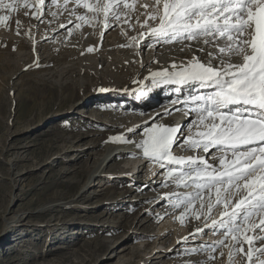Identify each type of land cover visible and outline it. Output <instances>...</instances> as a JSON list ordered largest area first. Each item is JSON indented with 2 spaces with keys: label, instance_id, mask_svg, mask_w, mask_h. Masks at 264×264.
Wrapping results in <instances>:
<instances>
[{
  "label": "rangeland",
  "instance_id": "374dc122",
  "mask_svg": "<svg viewBox=\"0 0 264 264\" xmlns=\"http://www.w3.org/2000/svg\"><path fill=\"white\" fill-rule=\"evenodd\" d=\"M28 2L34 6L27 10L21 7L7 13L0 9V16H10L0 22V264H129L131 260L145 264L151 257L154 264H228L227 248L216 253L210 249L191 252L221 236L219 230L209 232L213 228H207L206 222L201 224L204 215L198 221L193 218V208L201 211L199 201L187 212L183 205L174 207L183 199L177 194L193 189L177 186L167 172L175 167L179 173L186 166L165 163L161 167L146 157H114L105 162L104 175L89 177L106 156L108 145L116 143L111 138L125 128H134L128 141L147 138L145 132L158 126L163 117L165 96L185 95L194 108L191 97L213 89L198 83H157L151 75L156 66L141 72L136 66L133 70L125 66L122 74L126 78L117 82L114 63L121 59L123 63L124 57L105 60L114 49L105 48L107 37L112 34L109 41H122V36L138 29L137 24L123 23L127 18L122 16L120 23L104 26L98 38L102 20L77 6L94 0H68L67 7L65 0L55 4L44 0L41 8L39 0ZM125 2L137 3L143 10L140 5L153 0ZM63 10L66 18L58 16ZM79 15L92 18V24H83ZM86 30L92 40L103 43L94 52L82 47ZM151 45L152 40L137 55L138 60ZM71 65L74 76L70 72L68 76L73 77L63 79L60 73ZM77 70L82 73L76 74ZM109 72L112 76L105 80ZM159 92L162 97L155 99ZM126 109L144 113L130 118L120 115ZM117 115L120 124V119L112 120ZM182 129L188 132L189 127L186 124ZM195 129L201 131L198 125ZM172 153L209 159L220 155V149L205 153L174 144ZM139 166L142 170L138 172ZM44 207H50L49 211H41ZM220 211V207L212 210L210 224L220 219ZM15 216L21 217L17 228L7 231ZM194 223L203 231H193ZM213 255L216 259H209Z\"/></svg>",
  "mask_w": 264,
  "mask_h": 264
},
{
  "label": "snow or ice",
  "instance_id": "6c2138e0",
  "mask_svg": "<svg viewBox=\"0 0 264 264\" xmlns=\"http://www.w3.org/2000/svg\"><path fill=\"white\" fill-rule=\"evenodd\" d=\"M39 3L43 5L44 0ZM67 3L65 0V7ZM33 6L28 0L7 3L0 0V9L7 13ZM77 6L87 9L92 18H100L108 27L112 21L120 23L122 16L134 12L137 17L140 15L135 5L125 0H94L93 4ZM140 7L145 9L147 17L143 25L150 20L158 21V26L151 27V36L170 37L173 41L200 40L213 49H200L205 52L206 63L194 58L181 71L152 73V80L157 83H198L201 88L213 91L191 97L195 104L192 111L197 114V125L203 131L196 132L195 138L189 136L179 142V128L151 127L145 132L147 139L139 144L143 156L161 167L165 163L186 166L179 173L175 167L167 172L168 179L177 186L193 189L190 193L177 194L183 199L174 207L183 205L187 212L199 201L201 211L193 208L194 219L221 208L220 219L211 222L213 234L219 230L221 239L193 248L192 253L206 249L216 253L227 248L228 264H237V258L239 264H264V0H153ZM32 15L40 19L36 13ZM92 18L77 17L83 24H92ZM9 19V15L0 16V22ZM76 27L79 29L81 25ZM87 51L92 52L93 48L88 47ZM111 139L127 142L123 136ZM174 144L205 153L219 148L220 155H213L212 159L220 167H213L202 157H176L172 153ZM202 231L198 229L197 234ZM219 255L225 253L219 251Z\"/></svg>",
  "mask_w": 264,
  "mask_h": 264
},
{
  "label": "bare ground",
  "instance_id": "6f19581e",
  "mask_svg": "<svg viewBox=\"0 0 264 264\" xmlns=\"http://www.w3.org/2000/svg\"><path fill=\"white\" fill-rule=\"evenodd\" d=\"M129 4H133L135 5V7L139 10L140 15L137 17L136 13L134 12V14H132L131 16L125 17L126 20H124L123 23L125 24H137L138 25V29L136 31H132L131 33H129L128 36H122V38H120L122 41H109V38L112 37L111 35H109L107 37V42H106V46L105 48H114L113 51L107 52V57L105 58V60H119L116 59L115 57L118 58H122L124 57L123 63L122 59L119 60L118 62L114 63V67L116 69V72L118 73L116 77V81L120 82L123 81L124 78H126V76H124L122 74V70L123 68L129 67L131 68V70L135 69V66L138 67L139 71H143L144 69L149 70L151 67H158V69L154 72L157 71H162V70H168V71H181L184 68H186L187 66H189L190 62L196 58V59H200L202 62H207L206 61V55L205 52L200 51L201 48H204L206 51H213V49L208 46V45H204L202 43V41L200 40H193V41H188V40H184L182 42H178L177 44H172L170 45L169 43L165 42V41H173L167 37L161 39V38H157V37H153L150 35L151 32V27H155L158 26V21H149L147 25H143V21L146 19V15H145V9H139V6L137 5V3L134 2H130ZM151 4V3H150ZM39 7L41 8V4L39 5ZM72 10V7L68 9ZM65 10L61 11L58 13V16L62 17V18H66V15L64 13ZM148 11H151V9L149 8ZM42 13V12H41ZM142 22V23H141ZM112 23V22H111ZM101 27L99 28L98 32V38L101 37L102 35V30L103 27L105 26V28H108V26H106L102 21H101ZM88 32V30H86V33ZM88 33L84 36V38L81 40L82 43V47L85 50V52L87 51L88 47H92L93 48V52L97 50V48L100 45V42L98 40H92L91 36H87ZM133 38H135V40L133 41ZM152 40L153 45H151V48L146 51L145 55L141 57L140 60H138L137 55L139 53H141L142 51H144L143 49L146 47L148 41ZM103 46V43L100 45V47ZM111 46V47H108ZM119 49V51H117L116 49ZM106 53V52H104ZM110 54L113 55L109 56ZM174 65H176L177 67H173ZM141 66H143V68H141ZM174 69H173V68ZM74 66H69L67 68H65L61 73L60 76L64 78H70L74 76ZM72 72L73 76H68L69 73ZM87 70H84V73H87ZM152 72V73H154ZM78 73H82V71L77 70L76 74ZM151 73V75H152ZM112 76V73L109 72L108 75H105L104 79L107 80ZM73 79V78H72ZM70 81V80H69ZM171 97L168 96H163V100L164 103H162L161 106V112H163V117L159 118L157 125H163L166 127H177L179 128L181 125L180 132L177 133V136L179 137V140L184 137L186 135V133H189V136H192L193 138H195V133H196V129H195V125H197V114L192 111L193 106L188 104L189 100L187 99L188 97L185 95H178L177 94H172L170 95ZM161 96V93H157V95L155 94L154 98L155 99H159ZM144 108V107H143ZM120 110V109H119ZM118 110V111H119ZM90 111V110H89ZM106 111V110H105ZM103 111H99L97 112V114H103ZM141 113L144 112H140V111H132V110H123L122 113H120V115H126L127 117L130 118V116H136L139 115ZM179 113H183V115L185 116V119L183 118V120L180 119H176L175 116ZM91 114V113H90ZM95 118L96 115H94ZM93 116V117H94ZM118 115L116 117H113L112 120L114 119H120L117 118ZM152 117V115H151ZM176 120H178L180 123L177 124ZM122 121V119L118 120L117 124H120L119 122ZM133 124H136V121H133ZM132 124V125H133ZM188 125L189 130L188 132H185L184 129H182L184 127V125ZM134 128L132 127H127L125 128L119 135H116L117 137L123 136L125 138V141H119L116 143H111L108 145V149H107V153L106 156L104 157V159L102 160V162H98L97 167L90 172V180H92V178L94 176H100V175H104L103 171H105V162L108 159H114V157H124L126 159H131L133 157H144L143 156V149L141 147H139V144L143 141L146 140L147 138L144 137H140L136 140L133 141H128V137L131 135V132H133ZM131 130V131H130ZM201 131H203V129L201 128ZM219 154L215 155L218 156ZM178 157H183L185 159L189 158V157H202L203 159H205L204 155H196L194 156H181V154ZM208 163L212 164L213 167L219 168L220 165L218 163V161H214L212 159V157H210L209 159H205ZM148 161V160H147ZM123 169L128 170V168L123 166ZM142 170L141 166H139L138 172ZM90 182V181H88ZM233 203H235V200L233 201ZM50 207H44L41 211H49ZM168 211V210H167ZM167 211H165L164 213H166ZM13 212V211H11ZM212 212V211H211ZM33 214V213H32ZM30 215V214H29ZM208 216H210V214H205L204 217L202 218V225L205 224V222L207 223V228L211 227L210 222H208ZM24 217V216H22ZM21 217H13V220L10 221V223H8L7 225V231H14L17 226L16 221H18ZM25 219V218H24ZM23 219V220H24ZM196 220V219H195ZM198 221V220H196ZM195 227L193 226L191 229L194 231L196 229H198L199 224L198 223H194ZM200 224V226H202ZM202 229V228H200ZM209 232H214V230L211 229V231ZM212 234V233H211ZM220 234V233H219ZM22 237H20V239H22ZM216 241V240H214ZM114 243L109 245V249H112V247H114ZM147 262L145 264L148 263H153L152 262L154 260V257L151 258H146ZM129 264H135L133 260L130 261Z\"/></svg>",
  "mask_w": 264,
  "mask_h": 264
}]
</instances>
